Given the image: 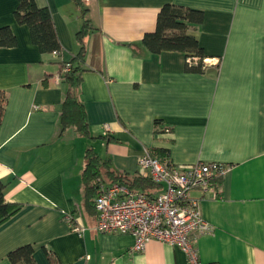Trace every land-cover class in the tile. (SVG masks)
Segmentation results:
<instances>
[{"label": "crops", "instance_id": "1", "mask_svg": "<svg viewBox=\"0 0 264 264\" xmlns=\"http://www.w3.org/2000/svg\"><path fill=\"white\" fill-rule=\"evenodd\" d=\"M34 1L49 9L62 50L41 53L14 18L18 0H0V27L10 26L16 36L15 46L0 48L6 94L0 179L9 182L4 199L19 205L0 225V264H11L8 252L25 244L32 245L35 264H51L44 248L60 264H189L176 245L151 240L130 252L131 234L96 230L81 179L86 148L129 175L138 172L145 151L155 155L159 148L174 165H231L212 187L191 191L211 226L197 235L198 258L264 264V0ZM165 3L202 11L188 32L209 59L204 72L186 71L181 51L142 47ZM83 8L96 28L85 38L79 92L92 139L71 127L58 135L66 90L58 63L78 48ZM155 119L170 132L155 133ZM65 214L84 228L81 234Z\"/></svg>", "mask_w": 264, "mask_h": 264}, {"label": "trees", "instance_id": "2", "mask_svg": "<svg viewBox=\"0 0 264 264\" xmlns=\"http://www.w3.org/2000/svg\"><path fill=\"white\" fill-rule=\"evenodd\" d=\"M75 2L80 5V0H75ZM13 14L17 23L28 27L31 40L41 53L56 52L57 55L61 53L62 46L47 7L38 6L34 0H18ZM202 19L203 13L199 9L165 3L157 13L154 31L144 33L140 43L150 53L181 51L186 57V71L202 73L209 67L203 61L204 51L196 36L188 32L190 26L199 24ZM94 29L96 28L86 17V9L83 8L82 25L75 33L78 48L68 61L58 63L60 77L66 87L60 106L59 136L71 127L77 134L88 139L93 138L85 107L79 98V92L82 72L85 70V38ZM15 45L16 36L12 28L8 25L0 27V48ZM67 63L69 68L64 70ZM5 101L6 94L0 90V121ZM160 124V119L154 120L155 133H164L166 129L169 130L166 133L170 132V128H160ZM112 138L114 137L112 136ZM165 152L167 153V150L159 148L155 150V155L162 159ZM84 158L85 164L81 179L84 186L85 206L88 209H94V198L102 191V186L112 182L125 185L130 189L142 190L145 193H150L148 192L150 188L159 189L160 187L149 178L142 176L139 171L133 175L116 171L110 166L108 159H101L92 148H86ZM8 184L9 182L0 179V225L13 216L19 208L18 204L7 202L4 199ZM44 250L51 264H60L50 250L47 248ZM33 252L32 245L25 244L9 251L7 258L11 264H35Z\"/></svg>", "mask_w": 264, "mask_h": 264}, {"label": "built area", "instance_id": "3", "mask_svg": "<svg viewBox=\"0 0 264 264\" xmlns=\"http://www.w3.org/2000/svg\"><path fill=\"white\" fill-rule=\"evenodd\" d=\"M208 60L203 59L205 64H209ZM68 68L67 63L64 70ZM230 167L216 161L174 165L145 151L138 159V171L159 185L158 191L145 193L117 182L103 185L94 198L95 228L102 233L131 234L134 243L130 252L141 251L147 242L156 240L178 246L189 264H215L198 258L197 235L210 231L211 226L203 219L199 199L191 191L212 187ZM64 217L72 224L73 231L78 234L84 231L82 226L73 223L71 214Z\"/></svg>", "mask_w": 264, "mask_h": 264}]
</instances>
